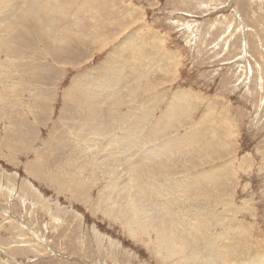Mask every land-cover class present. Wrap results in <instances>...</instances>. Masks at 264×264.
<instances>
[{"label": "rangeland", "instance_id": "1", "mask_svg": "<svg viewBox=\"0 0 264 264\" xmlns=\"http://www.w3.org/2000/svg\"><path fill=\"white\" fill-rule=\"evenodd\" d=\"M54 1L58 39L53 44L58 48L67 44L69 57L77 53L73 61L67 56L56 60L33 33L27 35L28 41L3 35L13 49L7 58L0 54V264H186L156 247L155 231H129L111 204L105 203L110 182L102 162L110 154L112 159L124 158L119 162L118 181L130 176L132 185L131 170L139 155H147L146 163L152 159L154 165H160L152 167L158 173L155 181L145 183L160 185L151 188V195L165 193L185 202L183 211L173 208L182 221L176 224L179 234L194 241L199 237V246L214 242L222 253L245 249L259 255L263 263L264 0ZM103 80L111 85L106 87ZM90 112L98 113L100 122L109 115L121 116L123 124L120 119L110 122L124 127L136 121L141 130L164 120L169 128L164 131L158 126L162 130L156 131L158 140L155 137L152 143L145 142L142 132L141 139H132V144L128 141L135 148L119 154L121 149L111 147L100 160L105 152L98 155L96 150L101 149L102 141L116 146L110 139L119 138L124 127L105 133L100 141L80 128ZM151 147L155 151L150 157L141 151ZM74 171L79 174H71ZM202 172L211 176L206 178ZM62 177L68 181L63 189L58 185ZM194 179L204 185L216 184L221 195L210 202L203 190L190 186ZM81 183L87 187L85 193L75 187ZM184 189L190 194H183Z\"/></svg>", "mask_w": 264, "mask_h": 264}, {"label": "bare ground", "instance_id": "2", "mask_svg": "<svg viewBox=\"0 0 264 264\" xmlns=\"http://www.w3.org/2000/svg\"><path fill=\"white\" fill-rule=\"evenodd\" d=\"M81 1V0H80ZM60 4V3H59ZM86 4V3H85ZM87 4H90L91 5V3H87ZM27 5H29V7H28V9L26 10V11H23L20 15H19V17L18 18H13V15L17 12V11H20V10H22L25 6H27ZM65 5V4H64ZM78 6H79V4H78ZM62 7H64V6H62ZM61 7V8H62ZM47 8H49V10H47ZM83 10V9H82ZM76 11V10H75ZM74 11V12H75ZM81 11V10H80ZM88 10H86V12H87ZM43 12H45V13H43ZM89 12V11H88ZM57 4L55 3V1L54 0H0V54H1V56L3 55L5 58H7V56H6V54H8L9 52H11L12 51V49H13V46H12V44H11V42H9V39H8V41L7 40H3V35H4V33H6V35H8V36H10V37H16L17 39H19V40H22L23 38L25 39V40H27L28 41V38H27V35L29 34V33H33L34 35H36L37 36V38H39V39H41V40H43V42H44V44L46 45V47L45 48H47V50L49 51V53L51 54V55H53V56H55V58H56V60H57V57H59V56H62V58H60V59H63V56L64 57H66L67 56V58L68 59H72L71 61H73V57L77 54H74L73 56H68L69 55V52H70V50H69V47L67 46V44H65L64 42V45H61V46H59V48H58V46L57 45H55L54 46V44H53V41H55L54 43H56V39H58V37H57V18H55V16L54 15H57ZM49 14H51V16H49ZM95 14V13H94ZM91 16V15H90ZM90 16L88 17V18H90ZM94 16V15H93ZM50 18H52L51 20H49ZM85 18V17H84ZM97 20V19H96ZM81 22V21H80ZM49 28H51L52 30L51 31H49ZM3 29H4V31H3ZM38 32H37V31ZM2 32V33H1ZM7 36V37H8ZM9 37V38H10ZM15 38V39H16ZM60 38V37H59ZM5 39V38H4ZM7 39V38H6ZM39 39H38V41H39ZM12 40V39H11ZM17 41V40H16ZM139 41V40H138ZM15 43V42H14ZM135 43V42H134ZM139 43H141V39H140V42ZM152 43V42H151ZM138 44V43H137ZM153 44V43H152ZM24 45H26V44H24ZM151 45V44H150ZM145 46V45H144ZM143 46V47H144ZM21 47H23V46H21ZM25 47V46H24ZM147 47V46H146ZM122 48V47H121ZM127 48V47H126ZM125 48V49H126ZM24 49V48H23ZM119 49V48H118ZM118 49H116L115 51L117 52V50ZM144 49V48H143ZM148 51H149V49L148 48H146ZM37 50V49H36ZM121 51V50H120ZM123 51V50H122ZM125 51V50H124ZM42 52V51H41ZM167 52V51H166ZM33 53V52H32ZM13 54V53H12ZM114 54H115V52H114ZM119 54H123V53H119ZM150 54H151V51H150ZM157 54V53H156ZM117 55V54H116ZM8 56H9V54H8ZM11 56V55H10ZM52 56V57H53ZM118 56H120L121 57V55H118ZM13 57V56H12ZM19 57V56H18ZM22 57V56H21ZM24 57V56H23ZM111 57V56H110ZM66 58V59H67ZM109 58V57H108ZM160 58V57H159ZM10 59V58H9ZM12 59V58H11ZM107 59V58H106ZM112 59V58H111ZM161 59V58H160ZM164 59V58H163ZM12 60H14V59H12ZM11 60V61H12ZM26 60V59H25ZM43 60V59H42ZM134 60V59H133ZM6 61H8V60H6ZM54 61V60H53ZM1 62V61H0ZM8 63V62H7ZM208 63V62H207ZM1 64V63H0ZM5 64V63H4ZM65 64H66V61H65ZM107 64V63H106ZM33 65V64H32ZM121 66V65H120ZM4 67V66H3ZM15 67V66H14ZM108 67V66H107ZM6 69V68H5ZM33 69V68H32ZM100 69V68H99ZM167 69V68H166ZM101 70V69H100ZM105 70H107V69H105ZM114 70V69H113ZM113 70H111V71H113ZM115 70H117V69H115ZM119 70H121V69H119ZM1 71V70H0ZM7 71V70H6ZM12 72V71H11ZM34 72V71H33ZM100 72V71H99ZM102 72V71H101ZM100 72V73H101ZM105 72V71H104ZM110 72V71H109ZM119 72V71H118ZM172 72V71H171ZM170 72V73H171ZM8 73V72H7ZM54 73V72H53ZM99 73V74H100ZM103 73V72H102ZM107 73V72H106ZM146 73V72H145ZM2 74H3V72H2ZM112 74V73H111ZM118 74V73H117ZM117 74H115V75H117ZM121 74V73H120ZM120 74H119V76H120ZM5 75V74H4ZM7 75V74H6ZM106 75V74H105ZM108 75V74H107ZM139 75V74H138ZM9 76V75H8ZM23 76V75H22ZM40 76V75H39ZM88 76V75H87ZM126 76V75H125ZM7 77V76H6ZM33 77V76H32ZM98 77V76H97ZM138 77H140V76H138ZM0 78H2V77H0ZM4 78V77H3ZM51 78V77H50ZM56 78V77H55ZM100 78V77H99ZM107 79H109L108 77H106ZM156 78V77H155ZM78 79V78H77ZM114 79V78H113ZM117 79V78H116ZM115 79V82L116 81H118V80H116ZM142 79V78H141ZM2 80H4V79H2ZM8 80V79H7ZM6 80V81H7ZM78 80H80V79H78ZM95 80L97 81V80H99L98 78L96 79L95 78ZM101 80V79H100ZM100 80H99V82H100ZM106 80V79H105ZM105 80H103L104 81V83L103 84H105L106 85V87H107V84H109V85H111L110 83H108L107 82V84L105 83ZM111 80V79H110ZM130 80H132V79H130ZM154 80V79H153ZM29 81V80H28ZM92 81V80H91ZM102 81V80H101ZM107 81V80H106ZM155 81H156V79H155ZM1 82V81H0ZM18 82V81H17ZM94 82V81H93ZM115 82H113V84H115ZM37 83V82H36ZM56 83V82H55ZM77 83V82H76ZM79 83V82H78ZM90 83V82H89ZM98 83V82H97ZM155 83V82H154ZM231 83V82H230ZM34 84V83H33ZM75 84V83H74ZM113 84H112V86L111 87H113ZM144 84V83H143ZM3 85V84H2ZM76 86H79V84L77 85V84H75ZM105 85H102V86H105ZM116 85V84H115ZM114 85V86H115ZM155 85V84H154ZM13 86V85H12ZM73 86V85H72ZM84 86V85H83ZM98 87H100L101 88V90H103L104 89V87L102 88L101 87V84L99 83V85H97ZM75 87V86H74ZM105 87V88H106ZM109 87V86H108ZM7 88V87H6ZM46 88H47V86H46ZM83 88V87H82ZM15 89V88H14ZM75 89H76V87H75ZM94 89H96V87L94 88ZM109 89V88H108ZM9 90V89H8ZM68 90V89H67ZM72 90V89H71ZM10 91V90H9ZM95 91V90H94ZM104 91V90H103ZM111 92H112V90H110ZM110 91H109V93H110ZM127 91V90H126ZM129 91V90H128ZM127 91V92H128ZM132 91V90H131ZM130 91V92H131ZM68 92V91H67ZM66 92V93H67ZM107 92V91H106ZM95 93H96V91H95ZM108 93V92H107ZM118 93V92H117ZM116 93V94H117ZM125 93V92H124ZM132 93V92H131ZM130 93V94H131ZM187 93V92H186ZM104 94V93H103ZM114 94H115V92H114ZM115 94V95H116ZM129 94V92L127 93V95ZM134 94V93H133ZM157 94H158V92H157ZM175 94V93H174ZM67 95V94H66ZM84 95V94H83ZM106 95V93L104 94V96ZM108 95V94H107ZM121 95H122V93H121ZM124 95V94H123ZM154 95V94H153ZM152 95V96H153ZM156 95V94H155ZM6 96V95H5ZM44 96V95H43ZM49 96V95H48ZM88 96V95H87ZM94 96H95V94H94ZM101 96V95H100ZM112 96V95H111ZM130 96V95H129ZM159 96V95H158ZM175 96V95H174ZM183 96V95H182ZM185 96V95H184ZM189 96H191V95H189ZM1 97V96H0ZM70 97V96H69ZM73 97H75V96H72V98ZM92 97V96H91ZM91 97L89 98V99H91ZM109 97V96H108ZM115 97V96H114ZM118 97H119V95H118ZM127 97V96H126ZM132 97V96H131ZM150 97V96H149ZM177 97H179L180 98V96H177ZM71 98V97H70ZM101 98V97H100ZM113 98V97H112ZM120 98H122V97H120ZM120 98H119V100H120ZM151 98V97H150ZM152 98H154V97H152ZM174 98V97H173ZM97 99V98H96ZM107 99V98H106ZM105 99V100H106ZM116 99H118V98H116ZM184 99H186V98H184ZM189 99H190V97H189ZM72 100V99H71ZM98 100H100L99 98H98ZM104 100V99H103ZM105 100L103 101V102H105ZM115 100V99H114ZM113 100V101H114ZM154 100H155V98H154ZM153 100V101H154ZM158 100H159V98H158ZM192 100V99H191ZM96 101V100H95ZM108 101H110V100H108ZM112 101V100H111ZM121 101V100H120ZM122 101H124V99L122 100ZM131 101V100H130ZM169 101V100H168ZM179 101V100H178ZM186 101V100H185ZM196 101V100H195ZM88 102V101H87ZM102 102V103H103ZM125 102V101H124ZM127 102V101H126ZM150 102V101H149ZM173 103H175L174 102V100L172 101ZM193 102V101H192ZM73 103V102H72ZM86 103V102H85ZM98 103V102H97ZM96 103V104H97ZM111 103H113V102H111ZM140 103V102H139ZM170 103H171V101H170ZM99 104V103H98ZM100 104H101V102H100ZM136 104V103H135ZM88 105V104H87ZM90 105V104H89ZM93 104H91V106H92ZM95 105V104H94ZM93 105V106H94ZM102 105V104H101ZM132 105V104H131ZM172 105V104H171ZM181 105H183V104H181ZM185 105V104H184ZM90 106V107H91ZM97 106V105H96ZM109 106V105H108ZM112 106V105H111ZM179 106V105H178ZM208 106V105H207ZM89 107V106H88ZM154 107V106H153ZM169 107V106H168ZM174 107V109H175V106H173ZM192 107V106H191ZM94 108V107H93ZM98 108H99V106H98ZM133 108V107H132ZM151 108V107H150ZM155 108V107H154ZM165 108V107H164ZM167 108V107H166ZM189 108V107H188ZM1 109V108H0ZM89 109V108H88ZM105 109H107V108H105ZM130 109V108H129ZM170 109V108H169ZM184 109V108H183ZM43 110V109H42ZM98 110V109H97ZM108 110V109H107ZM141 110V109H140ZM139 110V111H140ZM149 110V109H148ZM165 110V109H164ZM168 110V109H167ZM171 110V109H170ZM190 110V109H189ZM211 110V109H210ZM150 111V110H149ZM169 111V110H168ZM78 112V111H77ZM89 112V111H88ZM92 112V111H91ZM91 112H90V115L87 117V118H85L84 120H82L83 122H82V124H80V128L81 127H83V129L82 130H84L87 134H90V135H93V136H97L99 139H100V141H102V139L103 138H105V133H107V134H111V132H113V130L114 129H121V131H122V127H124L122 124L124 123V121L125 120H123L122 118H121V116H119V117H115L114 115L112 116H108V120H106V119H103L102 118V121L100 122V120H99V118L97 117V114L100 112H98V111H95V109H94V111L93 112H98V113H95V114H91ZM101 112H103V111H101ZM104 112H105V110H104ZM134 112V111H133ZM145 111H143V113H144ZM165 112V111H164ZM163 112V113H164ZM167 112V111H166ZM170 112V111H169ZM143 113L140 115V116H142V117H144L145 115H143ZM187 113V112H186ZM221 113V112H220ZM88 114V113H87ZM103 114V113H102ZM106 114V113H105ZM112 114V113H111ZM120 114V113H119ZM175 114V113H174ZM180 114V113H179ZM78 115V114H77ZM139 115V114H138ZM159 115H161V114H159ZM163 115H167V114H163ZM170 115V114H169ZM69 116V115H68ZM99 117H100V119H101V116L100 115H98ZM123 116V115H122ZM149 116V115H148ZM177 116V115H176ZM219 116V115H218ZM107 117V116H106ZM137 117V116H136ZM141 117V118H142ZM160 117H162V116H160ZM169 117V116H168ZM170 117H172L171 115H170ZM82 118H83V116H82ZM105 118V117H104ZM125 118V117H124ZM127 118V117H126ZM131 118V117H130ZM133 118V117H132ZM147 118L148 117H146V119L144 118V120L145 121H147ZM220 118H222V117H220ZM68 119V118H67ZM121 120L122 122V124L120 123V124H118V123H116V124H114V123H111L110 121L112 120ZM136 119V118H135ZM135 119H133V120H135ZM158 119H161V118H158ZM164 119V116H163V118L161 119V120H163ZM210 119H211V117H210ZM209 119V120H210ZM60 120V119H59ZM140 120H142V119H140ZM168 120H170V118L168 119ZM173 120V119H172ZM219 120V119H218ZM222 120V119H221ZM130 121V120H129ZM160 121V120H159ZM187 121V120H186ZM216 121V120H215ZM81 122V121H80ZM134 122H136V121H132L130 124L132 125V123H134ZM157 122V121H156ZM154 123L153 122V124L150 126V128L149 127H147L146 129H144V126H143V129H141V130H139V128L137 127V126H135V123L131 126V125H128V124H126V125H128V127L127 126H125V127H127L126 129H125V127L123 128V132L121 133V132H119V133H121V135L119 134L118 135V137L119 138H113V137H115V136H112V139H110V137H109V139L111 140V141H115L116 143V146H110V144L108 143H106V142H108L107 140L106 141H102V143H101V149H99V150H96V151H98V155H99V153L101 152V151H103V152H105V154L104 155H102V157H99L100 158V160L106 155V153L109 151V150H111L112 148L113 149H121L120 150V152H119V154H121V153H125L129 148H133L134 146H132V145H128V141H131L132 139H134V138H140L141 139V136H142V132H144V137L143 138H145V142H153V138L155 139V137H156V139H157V136H159V135H156L155 136V133H156V131L157 130H164V131H166V128H169V126H167L166 127V125H168L164 120L163 121H161V123ZM208 122V121H207ZM219 122V121H218ZM128 123V122H127ZM138 123V122H137ZM169 123V122H168ZM185 123V122H184ZM206 123V122H205ZM144 123H142V121H141V126L143 125ZM151 124V123H150ZM170 124V123H169ZM208 124V123H207ZM63 125V124H62ZM137 125V124H136ZM138 125H139V123H138ZM122 126V127H121ZM158 126H160V127H162V129L161 128H159V129H156ZM171 126V125H170ZM221 127V126H220ZM172 128V127H171ZM198 128V127H197ZM218 128V127H217ZM216 128V129H217ZM196 129V128H195ZM146 130V131H145ZM169 130V129H168ZM184 130V129H183ZM55 131V130H54ZM64 131V130H63ZM83 131V132H84ZM82 132V133H83ZM159 132V131H158ZM82 133L80 134V136L82 135ZM161 133V132H160ZM160 133H157V134H160ZM164 133V132H163ZM194 133V132H193ZM65 134V133H64ZM87 134L86 135H84L83 137L85 138L86 136H87ZM165 134V133H164ZM191 134H192V132H191ZM190 134V135H191ZM114 135V134H113ZM116 135V134H115ZM139 136V137H138ZM146 136V137H145ZM160 136H162V135H160ZM189 136V135H188ZM117 137V136H116ZM191 137V136H190ZM194 137V136H193ZM193 137H192V139H193ZM161 138H163V137H161ZM107 139V138H106ZM176 139H178V137L176 138ZM176 139H175V141H176ZM181 139H183V138H181ZM221 139H222V137H221ZM96 140V139H95ZM94 140V141H95ZM104 140V139H103ZM143 140V139H142ZM149 140V141H148ZM158 140V139H157ZM165 140V139H164ZM169 140V139H168ZM81 140H79V142H80ZM99 141V140H98ZM139 141V140H138ZM138 141H136L137 143H138ZM144 141V140H143ZM142 141V142H143ZM170 141V140H169ZM179 141H181V140H179ZM135 142V144L137 145V143ZM140 142V141H139ZM141 142V143H142ZM151 142V143H152ZM165 142H166V140H165ZM164 142V143H165ZM177 142H178V140H177ZM183 142V141H182ZM185 142V141H184ZM187 142H188V140H187ZM68 143V142H67ZM94 143V142H93ZM96 143V142H95ZM105 143V144H104ZM170 142H167V144H165V146L167 145V146H169L170 144H169ZM60 144V143H59ZM77 144H79V143H77ZM88 144V143H87ZM90 144H92V143H90ZM89 144V145H90ZM107 144V145H106ZM131 144H132V141H131ZM134 144V145H135ZM156 144V143H155ZM154 144V145H155ZM172 144V143H171ZM175 144V143H174ZM174 144H172V145H174ZM180 143H176V146L177 145H179ZM187 144V143H186ZM189 144V143H188ZM187 144V145H188ZM192 144V143H191ZM99 145V144H98ZM108 145L110 146L109 148H108ZM111 145H112V143H111ZM171 145V147H174V146H172ZM56 146V145H55ZM91 146V145H90ZM184 146V145H183ZM190 146V145H189ZM207 146V145H206ZM220 146V145H219ZM85 147V146H84ZM112 147V148H111ZM149 147V146H148ZM164 147V146H163ZM162 147V148H163ZM178 147H180V146H178ZM227 147V146H226ZM229 147V146H228ZM89 148V147H88ZM91 148V147H90ZM94 148V147H93ZM135 148V147H134ZM139 148V147H138ZM147 148V147H146ZM185 148V146L184 147H182V149H184ZM86 149V148H85ZM140 149H142L141 147H140ZM152 149V147L151 148H149L148 150H141L143 153H146V154H148V156L150 157L151 155H153V152L155 151V150H151ZM160 149V148H159ZM164 149V148H163ZM166 149L169 151V149H170V147L169 148H167L166 147ZM188 149V148H187ZM216 149V148H215ZM139 150V149H138ZM161 150V149H160ZM173 150V149H172ZM177 150V152H179L178 151V148L176 149ZM193 150V149H192ZM191 150V151H192ZM81 151V150H80ZM129 151V150H128ZM127 151V152H128ZM140 151V152H141ZM167 151V152H168ZM174 151H175V148H174ZM173 151V152H174ZM180 151H183V150H180ZM195 151V150H194ZM193 151V152H194ZM207 151V150H206ZM75 152V151H74ZM79 152V151H78ZM112 152V151H111ZM136 151H134V153H135ZM147 152H149V153H147ZM165 152H166V150H165ZM166 152V153H167ZM169 152H172V151H169ZM176 152V153H177ZM198 152V151H197ZM227 152V151H226ZM72 153H73V151H72ZM134 153H132V154H134ZM157 153V152H156ZM175 153V154H176ZM185 153V152H184ZM187 153V152H186ZM195 153V152H194ZM90 154V153H89ZM126 154V153H125ZM137 154H138V151H137ZM160 154V153H159ZM169 154V153H168ZM173 154V153H172ZM178 154V153H177ZM181 154V153H180ZM74 155H76V154H74ZM73 155V156H74ZM114 155V154H113ZM117 155V154H116ZM179 155V154H178ZM209 155V154H208ZM115 156V155H114ZM122 156V155H121ZM127 156V155H126ZM135 156V155H134ZM138 156V155H137ZM160 155H158V157H159ZM163 157H165L164 155H162ZM171 156V155H170ZM176 156V155H175ZM182 156V155H181ZM88 157V156H87ZM113 157V156H112ZM116 157H118V156H116ZM125 157V156H124ZM139 157H141V155H139L138 156V158H137V162L134 164V163H132V164H134V167H133V169L131 170V174L133 175V177H134V179H133V181L135 182V184L134 185H132V183L130 184L129 182H130V180L132 179H130L129 177V175H126V176H129V177H125L123 180H121L120 182L118 181L119 179H118V177L120 176V173H121V170H122V168L120 169V171H118L119 170V162H121L122 160H124V158H120V160H118V159H112L111 158V154L110 155H108L107 156V158H108V161H107V158H105V161H104V163L102 162V165H103V168L102 169H106V172H107V175H108V177H109V188H108V190H106V195H107V199H105V203L106 204H111V207H113V209H115V211L117 212V214H118V218H119V220L120 221H122V223H123V226L124 227H126L127 229H129V231H131V232H135V230L136 229H140V228H143V229H151V230H153V231H155V233H156V238H155V243H156V247L157 248H159V249H161V250H163L165 253H167L168 255H176L177 256V258H181L182 259V261H184L186 264H264V262L262 263V261L260 260V256L259 255H257V254H255V255H252L251 253H248V251L247 250H245V249H242L243 251H241V252H237V250H236V252H234V250L232 249V250H230V251H226L225 249H226V247H224V251H226L225 253H222L220 250H218V249H215L216 248V243H214V242H206V243H208V245L207 246H199L198 244H196V243H199L198 241H196V240H198V238H196V240L194 241V240H191V239H189V238H187V235L186 236H184L183 234H179V231L176 229L177 228V225L176 224H178V223H181L182 224V221L180 220L181 218L179 217V215L177 214V212L176 211H174L173 210V208L176 206V208L175 209H177L178 211H183L184 209H185V205H184V203H182L181 201H177V199L178 198H176V199H174L175 198V196H174V198H172V197H170L169 195L168 196H166V194L165 193H163V192H165L164 190H163V195L165 194V196L164 197H162L163 195H151L152 194V192H151V188H154L153 186H150V183L149 182H147V183H149V184H147V183H145V181L147 180V181H149V180H151V181H155V172L152 170V167H154V166H160V165H154V162H153V160L151 159V161H149V162H151V163H146L145 161H144V159H148V157H147V155H146V157L143 155V157L142 158H139ZM162 157V158H163ZM172 157H173V155H172ZM178 157V156H177ZM192 157V156H191ZM210 157H212V156H210ZM219 157V156H218ZM92 158V157H91ZM99 158L97 157V160H99ZM115 158V157H114ZM156 158V157H155ZM166 158V157H165ZM181 158V157H180ZM190 158V157H189ZM126 159V158H125ZM132 159H133V157H132ZM131 159V160H132ZM136 159V158H135ZM159 159V158H158ZM127 160H129V159H127ZM126 160V161H127ZM157 160V159H156ZM160 160V159H159ZM168 160V159H167ZM172 159H170V161H171ZM175 160V159H174ZM188 160V159H187ZM187 160H185V162L187 161ZM190 160V159H189ZM96 161V160H95ZM155 161V160H154ZM166 160H164V163H166L165 162ZM179 161V160H178ZM182 161H184V160H182ZM193 161V160H192ZM199 161V160H198ZM113 162H116V163H113ZM158 162V161H157ZM162 162V161H161ZM172 162V161H171ZM180 162H181V160H180ZM185 162H181V163H185ZM188 162V161H187ZM190 162V161H189ZM197 162V161H196ZM93 163V162H92ZM125 163V162H124ZM170 163V162H169ZM192 163V162H191ZM190 163V164H191ZM194 163H195V161H194ZM198 163V162H197ZM228 163V162H227ZM159 164V163H158ZM163 166H164V164L163 163H161ZM179 164V163H178ZM188 164V163H187ZM170 165V164H169ZM183 165V164H182ZM181 165V166H182ZM189 165V164H188ZM193 165V164H192ZM191 165V166H192ZM195 165H196V163H195ZM33 166V165H32ZM35 166V165H34ZM162 166V167H163ZM167 166V165H166ZM165 166V167H166ZM173 166V168L175 167L174 166V164L172 165ZM180 166V167H181ZM184 166V165H183ZM165 167H163V168H165ZM187 167V166H186ZM194 166H192V168H193ZM201 167V166H200ZM124 168V167H123ZM162 168V169H163ZM169 168H172L171 166L169 167ZM168 168V169H169ZM184 168V167H183ZM190 168V167H189ZM101 169V168H100ZM115 169L117 170V171H115ZM178 169V168H177ZM185 169H187V168H185ZM215 169V168H214ZM220 169V168H219ZM222 169V168H221ZM156 170V169H155ZM165 170H167L166 168H165ZM187 170H189V169H187ZM192 170V169H191ZM240 170V169H239ZM38 171V170H37ZM168 171V170H167ZM170 171H172V170H170ZM174 171V170H173ZM206 171V170H205ZM122 172H124V170L122 171ZM126 172V171H125ZM124 172V173H125ZM159 172H161V170H159ZM162 172H163V170H162ZM161 172V173H162ZM169 172V171H168ZM215 172V171H214ZM220 172V171H219ZM218 172V173H219ZM70 173V172H69ZM127 173H129V172H127ZM157 173V172H156ZM161 173H160V175L159 176H161ZM164 173V172H163ZM176 173V172H175ZM182 173V172H181ZM202 173H205V172H202ZM39 174V173H38ZM71 174H74V175H77V174H79L78 172H72ZM126 174V173H125ZM158 174V173H157ZM164 174H166V175H168V173L167 172H165ZM206 174V173H205ZM208 174V173H207ZM205 175L206 176V178H207V176H211V175ZM211 174H213V173H211ZM225 174V173H224ZM172 175V174H171ZM200 175H201V173H200ZM200 175H198V176H200ZM169 176V175H168ZM193 176V175H192ZM227 176V175H226ZM162 177V176H161ZM171 177V176H170ZM173 177H174V175H173ZM195 177V176H194ZM158 178V177H157ZM164 178H166L165 176L163 177V179ZM174 178H176V176L174 177ZM173 178V179H174ZM196 178V177H195ZM198 178V177H197ZM202 178V177H201ZM226 178V177H225ZM153 179V180H152ZM159 179H160V177H159ZM185 179H187V177L185 178ZM199 179H200V177H199ZM210 179V178H209ZM127 180H129L128 182H127ZM139 180V181H138ZM158 180V179H157ZM156 180V181H157ZM165 180V179H164ZM178 180V179H177ZM203 180V179H202ZM158 181H160V180H158ZM168 181V180H167ZM169 181H170V179H169ZM184 181V180H183ZM190 181V180H189ZM217 181V180H216ZM132 182V181H131ZM133 182V183H134ZM165 182V181H164ZM173 181H171V183L170 182H168V183H170V185H171V187H172V184H175V183H172ZM179 182H180V180H179ZM213 182V181H212ZM167 183V184H168ZM187 183V182H186ZM190 183V182H189ZM221 182H219V185H221L220 184ZM67 184H68V181L66 180V178L65 177H62L61 179H59L58 180V185H59V187L61 188V189H63V188H65L66 186H67ZM152 184V183H151ZM154 184V183H153ZM159 184V183H158ZM188 184V183H187ZM192 184L193 185H190V186H193L195 189L197 188V189H201V190H203L204 191V193L205 194H207L209 197H206V199L207 200H210L211 198H213L214 196H217V197H219L221 194H219V191L216 189V184H214L213 186H215V187H213V186H209V185H204L201 181H196L195 182V179H194V183L192 182ZM223 184V183H222ZM176 185H177V181H176ZM175 185V186H176ZM224 185V184H223ZM160 186V185H159ZM158 186V187H159ZM174 186V187H175ZM182 186V185H181ZM189 186V185H188ZM189 186V187H190ZM225 186V185H224ZM232 186V185H231ZM75 187H78V189L79 190H81L82 192H86V190H87V187H86V185L84 184V183H81V184H79L78 186H76L75 185ZM157 187V188H158ZM168 187H169V185H168ZM183 187L185 188V186H184V184H183ZM186 187H187V185H186ZM156 188V187H155ZM156 188V189H157ZM164 188V187H163ZM162 188V189H163ZM173 188V187H172ZM172 188H167V189H170L169 191L171 192L173 189ZM188 188V187H187ZM193 188V189H194ZM155 189V190H156ZM172 189V190H171ZM175 189V188H174ZM191 189H192V187H191ZM65 190V189H64ZM136 190H138V194H136ZM178 190V189H177ZM184 190H186V189H184ZM220 190V189H219ZM223 190H225L224 188H223ZM189 189L188 190H186L185 191V193L183 192V194H186V195H188V193H189ZM222 191V190H221ZM173 192V191H172ZM155 193V192H154ZM174 193V192H173ZM172 193V194H173ZM180 193H182V191H180ZM200 193V192H199ZM156 194V193H155ZM169 194V193H168ZM172 194H170V195H172ZM190 194V193H189ZM233 194V193H232ZM174 195V194H173ZM180 196V195H179ZM145 198V199H144ZM148 198V199H147ZM180 198V197H179ZM191 198H193V197H191ZM154 200V202L155 203H153V204H151V201L150 200ZM215 199V198H214ZM213 199V200H214ZM149 200V201H148ZM200 200V199H199ZM203 200V199H202ZM217 200H219V199H217ZM244 200V199H243ZM146 201H148V202H150V203H148V202H146ZM230 201V200H229ZM47 202V201H46ZM210 202H211V200H210ZM220 202H222V201H214V203H216V204H219ZM233 202V201H232ZM188 203V202H187ZM203 203V202H202ZM213 204V203H212ZM187 205V204H186ZM206 205V204H205ZM189 206V205H188ZM230 206V205H229ZM9 208V207H8ZM212 208V207H211ZM226 209V208H225ZM164 210V211H163ZM207 210V209H206ZM212 210H213V208H212ZM227 210V209H226ZM222 211V210H221ZM108 212H110V210H108ZM202 212V211H201ZM200 212V213H201ZM206 212V211H205ZM216 212V211H215ZM173 214L175 215V216H173ZM182 214V213H181ZM218 214V213H217ZM201 216V215H200ZM215 216V215H214ZM136 217H139V219L140 220H137V218ZM174 217H175V219H174ZM187 217V216H186ZM204 217H205V215H204ZM220 217V216H219ZM217 218V217H216ZM203 219V218H202ZM201 220V219H200ZM208 221V220H207ZM196 222H197V220H196ZM196 222H195V224H196ZM203 222H205V221H203ZM232 222V221H231ZM16 223V222H15ZM198 223H200L201 224V222L200 221H198ZM215 223V222H214ZM188 224V223H187ZM203 224V223H202ZM19 225V224H18ZM60 225V224H59ZM217 225V224H216ZM234 225V224H233ZM196 226V225H195ZM212 226V225H211ZM222 226V225H221ZM178 227H179V225H178ZM181 229V228H180ZM233 230V229H232ZM210 231V230H209ZM181 232H183V231H181ZM195 232H196V230H195ZM186 234V233H185ZM39 236V235H38ZM191 236V235H190ZM195 237H197V236H195ZM201 243V242H200ZM219 244V243H218ZM236 246H237V244H236ZM242 247V246H241ZM233 248V247H232ZM234 248H235V246H234ZM223 249V248H222ZM236 249V248H235ZM240 250H241V248H240ZM61 254V253H60ZM167 256V255H166ZM171 256H169V257H171ZM166 258V257H165ZM168 260V259H167ZM262 260H263V258H262Z\"/></svg>", "mask_w": 264, "mask_h": 264}]
</instances>
